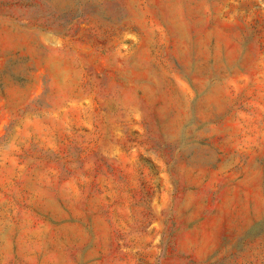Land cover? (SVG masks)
<instances>
[{
    "label": "rangeland",
    "instance_id": "rangeland-1",
    "mask_svg": "<svg viewBox=\"0 0 264 264\" xmlns=\"http://www.w3.org/2000/svg\"><path fill=\"white\" fill-rule=\"evenodd\" d=\"M0 264H264V0H0Z\"/></svg>",
    "mask_w": 264,
    "mask_h": 264
}]
</instances>
